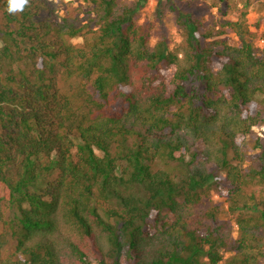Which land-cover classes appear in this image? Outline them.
<instances>
[{
	"label": "trees",
	"instance_id": "trees-1",
	"mask_svg": "<svg viewBox=\"0 0 264 264\" xmlns=\"http://www.w3.org/2000/svg\"><path fill=\"white\" fill-rule=\"evenodd\" d=\"M73 1L0 0V264H264V32Z\"/></svg>",
	"mask_w": 264,
	"mask_h": 264
},
{
	"label": "rangeland",
	"instance_id": "rangeland-1",
	"mask_svg": "<svg viewBox=\"0 0 264 264\" xmlns=\"http://www.w3.org/2000/svg\"><path fill=\"white\" fill-rule=\"evenodd\" d=\"M51 1H60V0H51ZM66 3H70L69 9H74L77 6H80V3H76L73 0H63ZM264 2V0H232L230 9H220L221 5H217L214 0H183L185 6L191 3L192 8L196 9L195 14H197L201 19H203L208 26L219 28L221 24L226 21H237L242 14H246L247 21L250 25V28L253 32H256L258 36H260L264 32V11L260 10L259 3ZM83 11L88 10L85 4H83ZM156 1L149 0L147 6L141 13V22L151 21L156 24V29L154 33V37H152V44H155L157 41V36L159 31L161 33H167L170 36L171 41L174 44H178L181 42L182 38L178 34L177 28L174 24L173 17L169 15L167 19L162 23L158 24L155 19L156 12ZM217 6V7H216ZM64 9L63 7H61ZM63 13V12H62ZM259 45H263L262 41L258 40ZM228 44L238 45L237 38L232 37L229 39ZM264 128H256L254 129V138L263 134ZM213 201H218L219 204H222L223 210L226 211L228 208L227 205H224V199L220 198V196L214 195ZM213 202L207 201L205 205L202 206V209H208ZM6 209V208H4ZM222 211L221 220L229 221V216ZM236 237V234H235Z\"/></svg>",
	"mask_w": 264,
	"mask_h": 264
},
{
	"label": "clouds",
	"instance_id": "clouds-1",
	"mask_svg": "<svg viewBox=\"0 0 264 264\" xmlns=\"http://www.w3.org/2000/svg\"><path fill=\"white\" fill-rule=\"evenodd\" d=\"M29 0H7L6 11L11 15L23 12Z\"/></svg>",
	"mask_w": 264,
	"mask_h": 264
}]
</instances>
